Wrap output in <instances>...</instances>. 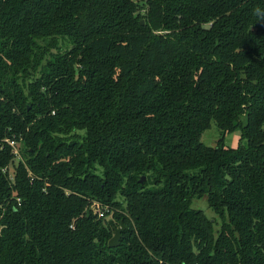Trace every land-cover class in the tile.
Masks as SVG:
<instances>
[{
  "label": "trees",
  "instance_id": "16d2710c",
  "mask_svg": "<svg viewBox=\"0 0 264 264\" xmlns=\"http://www.w3.org/2000/svg\"><path fill=\"white\" fill-rule=\"evenodd\" d=\"M0 264H264V0H0Z\"/></svg>",
  "mask_w": 264,
  "mask_h": 264
},
{
  "label": "rangeland",
  "instance_id": "374dc122",
  "mask_svg": "<svg viewBox=\"0 0 264 264\" xmlns=\"http://www.w3.org/2000/svg\"><path fill=\"white\" fill-rule=\"evenodd\" d=\"M222 137L223 135L220 128L218 127L216 122H213L211 127L203 133L202 139L209 145H216L222 140L226 145L236 147L240 144L241 131L237 130L235 132L228 133L225 135L224 139H222ZM193 207L204 210L209 217H214L216 215L214 211L209 207L206 197L194 199Z\"/></svg>",
  "mask_w": 264,
  "mask_h": 264
},
{
  "label": "water",
  "instance_id": "95a60500",
  "mask_svg": "<svg viewBox=\"0 0 264 264\" xmlns=\"http://www.w3.org/2000/svg\"><path fill=\"white\" fill-rule=\"evenodd\" d=\"M142 23H144V21H142ZM125 229H126V226L123 223L121 224L120 227L115 229L114 236L109 241V245L111 247H116L120 245L122 237H123V232L125 231Z\"/></svg>",
  "mask_w": 264,
  "mask_h": 264
},
{
  "label": "built area",
  "instance_id": "2783aa9c",
  "mask_svg": "<svg viewBox=\"0 0 264 264\" xmlns=\"http://www.w3.org/2000/svg\"><path fill=\"white\" fill-rule=\"evenodd\" d=\"M8 142L11 144V146H13V148L15 149V152L19 153L16 141L9 140ZM105 208H107V207L102 206V204L99 203V202H94L93 205H92L93 211L96 214H98L100 217H104L105 216V214H106V209Z\"/></svg>",
  "mask_w": 264,
  "mask_h": 264
}]
</instances>
